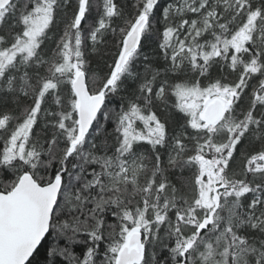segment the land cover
Wrapping results in <instances>:
<instances>
[{
	"label": "snow or ice",
	"instance_id": "obj_1",
	"mask_svg": "<svg viewBox=\"0 0 264 264\" xmlns=\"http://www.w3.org/2000/svg\"><path fill=\"white\" fill-rule=\"evenodd\" d=\"M0 264H264V0H0Z\"/></svg>",
	"mask_w": 264,
	"mask_h": 264
}]
</instances>
